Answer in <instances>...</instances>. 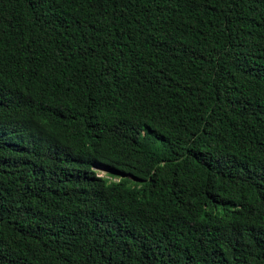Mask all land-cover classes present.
Returning a JSON list of instances; mask_svg holds the SVG:
<instances>
[{"label": "trees", "instance_id": "1", "mask_svg": "<svg viewBox=\"0 0 264 264\" xmlns=\"http://www.w3.org/2000/svg\"><path fill=\"white\" fill-rule=\"evenodd\" d=\"M0 264H264V0H0Z\"/></svg>", "mask_w": 264, "mask_h": 264}, {"label": "rangeland", "instance_id": "2", "mask_svg": "<svg viewBox=\"0 0 264 264\" xmlns=\"http://www.w3.org/2000/svg\"><path fill=\"white\" fill-rule=\"evenodd\" d=\"M94 169L101 176H107V174H108L107 171L103 167H101V166L96 165V166H94ZM114 180H116V179H114Z\"/></svg>", "mask_w": 264, "mask_h": 264}]
</instances>
